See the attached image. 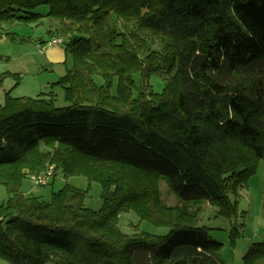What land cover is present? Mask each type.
I'll use <instances>...</instances> for the list:
<instances>
[{
	"label": "trees",
	"instance_id": "obj_1",
	"mask_svg": "<svg viewBox=\"0 0 264 264\" xmlns=\"http://www.w3.org/2000/svg\"><path fill=\"white\" fill-rule=\"evenodd\" d=\"M44 18L54 20L48 40L61 38L72 57L51 85L66 106L56 107L51 92L4 94L0 259L224 264L221 244L197 222L202 203L237 218L236 197L264 158V0H0V38L30 43L14 26ZM137 73L164 78L162 92L138 88ZM8 76L19 83L5 73L0 85ZM51 165V180L62 172L100 184L102 207H84L86 192L68 185L48 203L24 195L22 179ZM159 181L178 206L163 204ZM129 211L169 232L123 234L118 216ZM243 264H264V234Z\"/></svg>",
	"mask_w": 264,
	"mask_h": 264
},
{
	"label": "rangeland",
	"instance_id": "obj_2",
	"mask_svg": "<svg viewBox=\"0 0 264 264\" xmlns=\"http://www.w3.org/2000/svg\"><path fill=\"white\" fill-rule=\"evenodd\" d=\"M47 7L38 8L37 12H46ZM54 20L44 18L38 26L17 25L14 26L13 32L19 36L29 37L32 42L27 44L11 43L5 38H0V76L5 73L13 74L18 72L19 83L16 85L15 80L8 76L3 79L0 85V98L4 91L11 90L13 97H30L36 98L40 95L48 96L52 93L56 107L66 106L64 93L60 87L52 88L51 85L58 79L60 67L45 66L41 63L43 57L37 49V43L40 39L47 40L48 30H53ZM56 25V24H55ZM57 26V25H56ZM150 50H160L157 41L152 42L146 38ZM58 45L56 47H59ZM63 47V46H61ZM64 49V48H63ZM65 52V51H64ZM33 55V56H32ZM42 55V56H41ZM36 63L30 64L27 68L21 69V65L32 58ZM22 63V64H21ZM73 61L69 54H66V70L72 67ZM12 72V73H11ZM164 78L150 76L143 78L140 74H134L133 80L138 88L141 85H149L146 94L151 90L160 94L165 86ZM97 84H103L100 77L96 78ZM114 90V88H113ZM136 95V91L134 92ZM2 102V100H1ZM42 150H44L42 148ZM45 187H35L29 178L22 179L21 191L29 196L38 197L44 202H50L52 193L62 189L65 185L86 192L83 206L98 211L102 207V188L96 182H89L82 175H73L65 177L62 172H58L56 178ZM160 198L163 204L168 207L178 206L179 203L175 196L169 191L164 181L158 182ZM7 198L6 188L0 186V203ZM233 200L234 197L230 196ZM238 204L237 218L228 219L217 213V209L209 203H202L201 213L198 218L197 226L204 227L208 230L212 240L221 244L220 256L224 264H243V257L249 246L253 243L262 241L264 234V158L257 164L256 171L247 182L245 188L239 191L236 197ZM118 227L123 234H150L163 236L169 232L166 226H156L148 221L140 220L133 212L120 213L118 216ZM48 264H56V260ZM0 264H8L0 259Z\"/></svg>",
	"mask_w": 264,
	"mask_h": 264
},
{
	"label": "crops",
	"instance_id": "obj_3",
	"mask_svg": "<svg viewBox=\"0 0 264 264\" xmlns=\"http://www.w3.org/2000/svg\"><path fill=\"white\" fill-rule=\"evenodd\" d=\"M43 40L46 41L45 39H43ZM47 40H48V38H47ZM37 49H38L39 53L43 55V57H41L42 58L41 63L43 65H45V66H49L50 65L52 68L53 67H57V68L60 67L61 68V69H59V76H58V78H60V77H62L63 75L66 74V72H67L66 66H65V64H66V54L64 52L63 47H61V46H59V47L54 46V47L48 48L44 44L37 43ZM29 63L30 64L36 63L33 60V57L32 58H29L28 59V62H25L23 64L21 63L22 64L21 65V69H25L26 71H28V68L27 67L30 65ZM13 74H18V72H13ZM8 91H10V93H11V90H8ZM8 91H4L3 92V96H2V98H0V105L3 104L4 94L6 92H8ZM15 98H19V97H15ZM1 100H2V102H1ZM23 194L24 195H27L25 193H23Z\"/></svg>",
	"mask_w": 264,
	"mask_h": 264
},
{
	"label": "built area",
	"instance_id": "obj_4",
	"mask_svg": "<svg viewBox=\"0 0 264 264\" xmlns=\"http://www.w3.org/2000/svg\"><path fill=\"white\" fill-rule=\"evenodd\" d=\"M61 38H51L44 45L48 48L62 45ZM54 166H48L44 171L37 174H28L27 178L33 183L35 187H45L53 178Z\"/></svg>",
	"mask_w": 264,
	"mask_h": 264
}]
</instances>
